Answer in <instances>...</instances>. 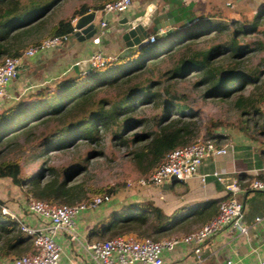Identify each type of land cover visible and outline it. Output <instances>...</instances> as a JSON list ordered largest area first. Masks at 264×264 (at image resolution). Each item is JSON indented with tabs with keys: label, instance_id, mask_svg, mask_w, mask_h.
Segmentation results:
<instances>
[{
	"label": "trees",
	"instance_id": "1",
	"mask_svg": "<svg viewBox=\"0 0 264 264\" xmlns=\"http://www.w3.org/2000/svg\"><path fill=\"white\" fill-rule=\"evenodd\" d=\"M63 1L0 0V64L5 58L18 57L48 38L72 34L73 19L90 11H100L114 0H88L68 18L52 22ZM247 17L223 20L212 13L200 15L168 37L174 43L165 54L158 43L162 38L155 37L153 43L102 69H90L83 75L65 78L52 89L43 87L27 94L23 101L34 97L38 103L22 108L20 100L0 111V145L9 146L24 138L26 145H31L32 161L36 162L47 157L45 151L49 148L67 150L78 139L89 146L100 147L102 139L110 135L118 147L128 150L138 172L147 178L170 152L191 146L199 138L196 116L186 104L185 96L175 90L176 80L185 77H193L194 87L204 89V100L231 106L237 118L228 124L230 128L245 135L255 129L259 135H264V118L259 110L264 100V83L260 82L264 71L259 64H247L252 62V56L264 53V3L249 19ZM249 39L252 41L247 43ZM149 46L154 48L144 52ZM135 57H139L140 62L130 69L107 76L108 71L117 72L123 61L130 62ZM165 60L171 67L161 74L163 81H160L166 85L158 89L162 83L150 75L156 65ZM99 94L105 97L97 98ZM177 100L183 103L175 102ZM141 106H149L159 114L150 119L140 117ZM222 126V121L210 120L205 128L207 139L202 141H213L219 146L223 136L217 132ZM61 135L68 136L66 143L56 140ZM101 155V151H93L86 154L83 161L88 163ZM37 167V172L28 175L18 161L0 163V180L9 181L25 199L48 204L75 206L93 197L112 198L117 194L115 188L110 187L88 197L83 182H72V178L86 170L77 161L61 172L43 165ZM218 205L219 202L211 203L177 220L166 216L150 202H130L126 207L137 209L132 217H117L122 216L120 210L113 213L110 223L103 224L99 239L132 235L157 242L178 238L176 234L187 235L191 226L210 222L217 215ZM1 207L6 204L0 200V259L15 261L30 251L32 238L20 231L14 219L2 214Z\"/></svg>",
	"mask_w": 264,
	"mask_h": 264
},
{
	"label": "crops",
	"instance_id": "2",
	"mask_svg": "<svg viewBox=\"0 0 264 264\" xmlns=\"http://www.w3.org/2000/svg\"><path fill=\"white\" fill-rule=\"evenodd\" d=\"M251 2H253L252 7H250ZM263 3L264 0H187L186 3L182 0H134L131 8L122 14L106 15L97 11L94 20L97 25L96 35L84 42H78L71 36L61 48L36 54L25 60L18 68L17 76L7 86L8 99L0 102V108L6 103L11 105L15 101L18 102L27 94L43 87L52 89L65 78L85 74L86 72L76 73L74 68L85 62L94 52H101L108 58L118 59L123 50L117 39V34L123 27L120 24L125 20L131 22L142 17L149 10L157 9L159 12L163 10L171 14L174 22L182 23L211 13L223 20L238 19L243 15L248 16V13H255ZM101 22L106 24L104 34L99 37L98 44H94L93 39L98 36ZM157 34L159 31L149 26L146 38ZM217 134L223 136L219 147L228 145V153L225 156L205 159L198 169L197 176L182 183L173 182L158 188L141 189L137 186L139 190L134 193H117L103 209L89 210L80 214L75 220V239L71 240L67 235H59L56 238L62 249L59 264H95L86 247L102 241L99 239L100 232L104 227L103 224L110 223L112 217L110 215L119 210L122 215L117 216L119 218H126L135 213L137 209L127 208V203L150 202L166 216L178 220L197 210L207 208L211 203L220 204L229 197H233L243 206L241 223L247 228V234L239 235L234 230H225L203 246L199 261L194 257L189 246L180 243L172 251L163 253V264L264 262V190L250 189L254 181L264 183V135H259L255 129L245 135L228 127L220 128ZM213 172L222 174L223 181L219 182L211 176ZM205 175L208 177L202 184L199 177ZM233 182L237 184L234 194L228 193L226 186ZM178 184L182 186L180 189L176 187ZM137 191H140V194L147 193L141 199L138 198ZM6 206L10 211L16 209L13 203H8ZM22 209L25 215L18 213V210L14 212L18 213L19 221L29 226H39L40 221L29 215L23 207ZM256 219L259 221L256 222ZM201 226L203 225L191 226L189 233ZM184 236L182 232L176 234L178 238ZM0 264H13V260L0 259Z\"/></svg>",
	"mask_w": 264,
	"mask_h": 264
},
{
	"label": "built area",
	"instance_id": "3",
	"mask_svg": "<svg viewBox=\"0 0 264 264\" xmlns=\"http://www.w3.org/2000/svg\"><path fill=\"white\" fill-rule=\"evenodd\" d=\"M133 2L134 0H114L107 3L97 13L122 14L131 8ZM182 2L186 3L187 0H182ZM76 20L77 18L71 21L72 27ZM105 27L104 22L99 24L98 36L93 39L94 44H98L99 37L104 34ZM74 32L73 27L72 34L48 38L18 57L5 58L0 64V102L8 99L7 86L17 76V70L25 60L36 54H44L49 50L61 48L73 36ZM149 39L152 41L149 43H153L155 38L151 36ZM116 60V58L104 56L101 52H94L85 62L88 63L90 69L97 70ZM259 110L264 118V100L259 105ZM227 153L228 145L219 147L213 141L198 139L191 146L177 148L170 152L149 177L140 179L136 184L141 189H148L173 182H185L197 176L198 169L205 159L225 156ZM211 176L219 182L223 181L220 173L213 172ZM207 177L208 175L199 177L200 182L203 184ZM236 187L237 184L233 182L226 186V191L234 194ZM250 189L262 191L264 183L254 181L250 185ZM110 200L111 198L108 196H98L88 202L68 206L48 204L29 198L23 208L29 215L40 221L39 226L36 227L20 222L18 216L7 207H1V213L14 219L18 223L20 231L32 238L30 251L20 259L13 261V264H59L62 249L56 238L59 235H67L71 240H74L76 218L86 211L95 210L108 204ZM242 217L243 206L233 197H229L219 204L215 218L182 238L155 242L127 235L96 242L88 245L86 250L95 264H163V253L172 251L181 243L189 246L194 257L199 261L203 246L225 230H234L239 235L247 234V228L241 223ZM258 221L259 219H256V222ZM259 264H264V262H259Z\"/></svg>",
	"mask_w": 264,
	"mask_h": 264
},
{
	"label": "rangeland",
	"instance_id": "4",
	"mask_svg": "<svg viewBox=\"0 0 264 264\" xmlns=\"http://www.w3.org/2000/svg\"><path fill=\"white\" fill-rule=\"evenodd\" d=\"M88 2V0H64L63 4L59 6L58 10L54 13V16L52 18V22H56V20L68 18L71 13L76 10L81 3ZM250 3V2H249ZM248 4V3H247ZM253 2H251V6L253 5ZM252 13H248V19L252 16ZM217 22H220L217 21ZM261 39V37H258ZM209 40V38H206ZM206 39L204 41H206ZM171 39L169 38H162L161 42L158 43L161 44V50L164 52L162 54H165V51L167 48L172 46L174 42H170ZM252 41L251 39L247 40V43H250ZM264 41V39H263ZM205 43V42H204ZM203 45V44H201ZM203 47V46H201ZM153 47L149 46L147 48H144V52L148 53ZM168 52V51H167ZM166 52V53H167ZM264 55V53H263ZM262 54H256L252 56V62L247 63L251 66H255L257 64L260 65L262 70L264 71V62H261ZM139 56V55H138ZM166 62L159 63L156 65V67L153 70V74H151L150 78L156 79L158 81L162 80L160 79V76L162 73L166 72V70L170 69L171 63L168 62V60H165ZM137 62H140V58L135 57L130 60V62L123 61L121 64L122 66L117 68V72L110 73L107 72L108 75L113 74H120L124 70L130 69L131 66L136 64ZM149 74H145L144 76H147ZM193 76V75H191ZM195 76V75H194ZM163 81V80H162ZM194 80L193 77H185L184 79H177L175 83V90L178 95L185 96L186 104L190 106L192 109V112L194 116H196V119L199 123V138L201 140L207 139V136L205 135V128L210 120H220L223 122V129H226L227 127L230 128V124L232 121H234L237 118L236 113L232 110L231 106L224 102L219 101H213L212 99L204 100L202 98L204 89H196L194 87ZM161 82V81H160ZM262 83H264V76L261 79ZM162 85L158 88L161 89L166 85V82H161ZM105 97L104 94H99L97 98H103ZM25 98V97H24ZM20 100L23 101V98ZM15 101L13 104H18L20 102ZM39 100L37 98H30L26 99L22 104V108H29L33 105L37 104ZM4 102V101H3ZM180 104L181 101H175ZM2 103V102H1ZM183 103V102H181ZM13 104H5L0 108V111H3L5 108L11 107ZM140 117H144L146 119L152 118L154 115L159 114V111L153 110L149 106H141L139 110ZM185 114H188L186 112ZM251 124V123H250ZM45 129H42L41 132H45ZM47 130V129H46ZM68 136L61 135L57 137L58 140L66 143ZM26 141L24 138H19L17 141L13 142L9 146L7 144L0 145V163L5 162H15L18 161L21 166L23 167L26 174H31V172H37L39 165H43L44 168L52 167L56 169L57 171L61 172L63 168H67L69 165H71L73 162H79L80 167H86V170L83 171L81 174L76 175L74 178H72L73 183L83 182L87 188L88 191V197H93L97 195L98 190H105L110 187H114L117 193L121 194H127L130 192H135L137 189V182L145 178L140 172H138L136 166L132 163L131 157L128 155V150L124 147H118L115 142L112 141L111 136L107 135L105 136L101 143L100 147L95 145H87L83 140H74L69 149L65 150H53L51 148L47 149L45 151V154L47 157L40 158L36 162L32 161L34 151L31 150V145H26ZM70 145V146H71ZM93 151L96 152H102L103 155L100 157L91 159L88 163H85L83 160L86 156V154H89ZM178 189H180L182 186L181 184H178L176 186ZM15 189L12 188L9 181L6 180H0V200L4 202L6 205L8 203H13L16 205V209L14 212H17L20 214H24L22 207L25 205V202L27 199L23 197V195L20 192L15 193ZM138 192V198H144L146 193ZM148 198L153 199V197L148 196ZM7 207V206H6ZM9 209V208H8ZM10 210V209H9ZM17 213V214H18ZM16 216L17 214L14 213ZM192 214V213H190ZM189 214V215H190ZM104 241V240H102Z\"/></svg>",
	"mask_w": 264,
	"mask_h": 264
},
{
	"label": "water",
	"instance_id": "5",
	"mask_svg": "<svg viewBox=\"0 0 264 264\" xmlns=\"http://www.w3.org/2000/svg\"><path fill=\"white\" fill-rule=\"evenodd\" d=\"M96 12L90 11L87 14L78 17L74 24L73 37L78 42H84L92 39L97 33V25L94 23ZM122 29L119 30L117 39L122 46V52L119 58H126L130 54L142 49L150 44V37L146 38V31L149 26H153L159 34L153 36L159 38H168L173 35L175 30L182 29L189 25V21L182 23L174 22L170 13L163 10L159 12L157 9L149 10L142 17L136 18L131 22L123 21ZM76 73H83L90 70L87 62H82L74 68ZM178 183V182H177Z\"/></svg>",
	"mask_w": 264,
	"mask_h": 264
}]
</instances>
